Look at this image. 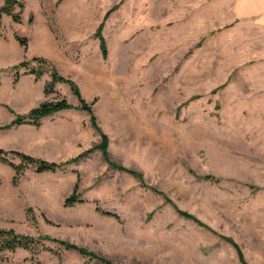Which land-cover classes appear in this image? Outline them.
Here are the masks:
<instances>
[{
    "label": "rangeland",
    "instance_id": "374dc122",
    "mask_svg": "<svg viewBox=\"0 0 264 264\" xmlns=\"http://www.w3.org/2000/svg\"><path fill=\"white\" fill-rule=\"evenodd\" d=\"M20 1L25 21L34 6L47 15L68 58L100 68L101 92L83 100L109 162L94 150L81 163L96 216L65 235L29 219L20 234L111 264H264V25L235 19L232 0ZM0 70L11 95L14 71ZM43 244L11 264H105Z\"/></svg>",
    "mask_w": 264,
    "mask_h": 264
},
{
    "label": "crops",
    "instance_id": "0c3cea01",
    "mask_svg": "<svg viewBox=\"0 0 264 264\" xmlns=\"http://www.w3.org/2000/svg\"><path fill=\"white\" fill-rule=\"evenodd\" d=\"M231 3L235 19H252L264 25V0L228 1V4ZM34 8L39 16L36 17L32 12L31 23L30 16L27 21L21 16L20 23H14L9 16L2 17V24L5 22L10 31H3V38H0V61L7 66L0 69L12 68L32 58H43L61 76L74 81L83 99L89 102L101 92L100 68L95 65L93 73L86 61L68 58L66 42L58 39L49 28L47 15L36 6ZM15 35L27 38L26 48L18 43ZM72 38L71 41L77 40V36ZM78 39L81 41L80 37ZM77 52L79 56L83 49L79 47ZM50 80L46 74L36 78L33 74L20 71L17 83L13 84L11 79L13 94L0 96V126L10 124L15 115H25L58 95L71 106L70 109L42 118L37 127L21 124L0 130V150L16 151L49 163L64 164L54 171L39 173L34 167L27 166L14 184V169L0 161V228L12 230L16 234H20V230L29 222L28 209L35 214L38 226L41 223L44 225L46 221L63 235L68 234L67 229L70 227L78 228L89 221L90 215L96 216V211L88 203L90 199L82 196L87 186L83 185L85 172L81 163L91 156V153L85 152L100 142V136L91 127L88 113L79 109L78 100L67 84H55L57 96L44 94V87ZM103 82L105 85V72ZM8 158L15 165L21 164L15 156ZM75 158L78 159L65 164ZM76 186L80 202L65 207L64 200L73 193ZM37 214H40V218ZM26 253L23 249H17L9 255L11 259L0 261V264L18 263L27 257Z\"/></svg>",
    "mask_w": 264,
    "mask_h": 264
},
{
    "label": "trees",
    "instance_id": "16d2710c",
    "mask_svg": "<svg viewBox=\"0 0 264 264\" xmlns=\"http://www.w3.org/2000/svg\"><path fill=\"white\" fill-rule=\"evenodd\" d=\"M24 8H25V5L20 0H0V37H3L2 17L9 16L14 23H20L21 14ZM29 22L30 23L32 22L31 16L29 18ZM98 38L100 41V49H101L102 56L105 57V47L103 44V40L101 39L100 35L98 36ZM15 39L18 41V43L23 48L27 47V44H28L27 38L15 35ZM47 68H49V71L47 72H49L51 80L45 85L44 94L45 95L53 94L55 92L54 91L55 83H66L70 87L71 92L77 97L79 101V106H78L79 109L88 113V115L90 116L91 126L99 133V136H100V142L94 145L91 149H89L85 153H92L94 150H99L102 153L106 162H108L106 159L107 158L106 157L107 138L103 133H101V131L95 124V117L92 113L91 106L83 100L77 85L73 81L65 79L61 77L60 75H58L56 69L50 62L46 61L43 58H32L30 61H23L13 66L11 68V70L14 71L13 84L17 83L18 81V78L20 76L19 71H24V73L33 74L35 75L36 78H39L43 75V73L46 72ZM3 72H4L3 70H0V80H1V74ZM70 108L71 106L66 102L64 98H58V99L51 100V101H45L41 103L40 105H38L37 107L31 109L25 115H15L14 120L10 124L0 126V130L10 129L14 126H18L21 124H31L37 127L39 126L40 120L42 118L52 115L58 111H61L64 109H70ZM9 155L19 158L21 161V164L19 165L13 164L10 161V158H8ZM77 159L78 158L70 160L66 162L65 164L74 162ZM0 161L8 164L14 169L15 171V176L13 178L14 184L18 181L24 168H26L27 166L34 167L35 171L39 173V172H44V171H54L55 169H58L64 165V164L49 163V162H46L40 159L33 158L29 155H26L20 152L4 151V150H0ZM113 166L119 169L120 171H125L129 174L134 175L133 171L126 170L122 167H118L115 165ZM77 191H78V187L76 186L73 193L64 200L65 207H70L73 204L80 202ZM96 211H99V210L97 209ZM180 213L184 217L190 218L193 221L195 220L192 216L184 212H180ZM106 214L113 216L112 214H109V213H106ZM28 216L30 220L35 222L31 209H28ZM44 242H50V243L57 244L65 248L66 250L74 249V250H77L82 256H88L91 258L95 257L99 259L100 261L104 262L105 264H111L110 262L95 256V254L89 252L88 250L82 247L75 246L61 239H56L48 235H41V234L37 236H27V235H22V234H16L12 230H4L1 228H0V261H8L9 259H11L9 255L14 254L17 249H23L27 251L28 253H30L33 257V255L39 253L41 249H44V244H43Z\"/></svg>",
    "mask_w": 264,
    "mask_h": 264
}]
</instances>
